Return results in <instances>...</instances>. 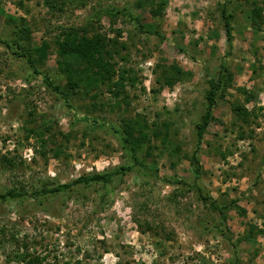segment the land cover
<instances>
[{
	"label": "rangeland",
	"instance_id": "1",
	"mask_svg": "<svg viewBox=\"0 0 264 264\" xmlns=\"http://www.w3.org/2000/svg\"><path fill=\"white\" fill-rule=\"evenodd\" d=\"M163 1L161 13L152 15ZM218 3L68 0L62 11L52 12L44 0H0V38L31 46L49 41L50 53L40 68L61 82L55 39L64 27L93 24V30L116 39V68L128 71L120 97L103 85L75 95L74 105L100 121L144 120L150 137L153 131H165L162 122L169 124L170 142L147 141L143 162L160 177L197 181L220 205L238 199L223 225L195 188L167 184L137 168L107 186L11 201L1 208L3 223L27 237L39 257L20 264H264V0L229 3L235 16L232 48ZM115 8L125 14L107 11ZM21 18L30 28L27 39L19 32ZM222 64L232 81L218 93L199 153L203 174L196 179L189 157L197 141L196 124L209 80ZM176 69L182 72L176 74ZM175 74L173 84L165 82ZM239 105L247 109L246 119L236 113ZM73 121L26 60L0 43V161L7 157L15 164L0 162V191L17 179L69 182L132 163L114 131ZM56 146L61 147L58 155ZM11 249L9 243L0 247V264H18L7 262Z\"/></svg>",
	"mask_w": 264,
	"mask_h": 264
},
{
	"label": "trees",
	"instance_id": "2",
	"mask_svg": "<svg viewBox=\"0 0 264 264\" xmlns=\"http://www.w3.org/2000/svg\"><path fill=\"white\" fill-rule=\"evenodd\" d=\"M68 1V0H67ZM66 0H44V4L52 12L62 11ZM232 0H219L218 8L220 9L222 18L224 20V26L226 31L227 44L230 48L234 45V27L235 16L229 7V3ZM165 2L163 1L157 9H152L151 14L157 16V12L164 8ZM110 14H125V11L120 8L107 10ZM3 12V9H1ZM161 13V12H160ZM252 13H257V9H254ZM159 14V13H158ZM12 18V17H9ZM138 23H141L139 16H132ZM14 20V18H12ZM25 19L21 18L22 26L19 29L22 37L27 39L29 37L30 28L23 23ZM143 28L145 26L142 24ZM93 24L81 25V26H68L58 34L55 39L57 44V63L60 74L65 79V83L61 82L60 78H55L50 72H45L40 67L45 65L48 59L51 43L49 41H43L39 46L21 45L20 41H14L10 39L0 38V43L5 44L13 53L18 57L23 58L29 64L31 72L34 76L39 77L42 83L54 92L69 109L73 116V124L80 122L91 124L101 129H111L119 138L120 144L124 151L132 158L131 164H123L114 167L112 170L95 171L92 173L82 174L69 182H54L42 180L38 183H28L23 179H17V183H14L12 187H6L0 191V247H4L7 243L10 244L12 249L7 253V262L31 263V259L35 257L32 250V244L27 240V237H20L15 228L12 230L6 229V224L3 223L5 213L2 211L4 204L11 201L25 202L31 199H45L56 197L59 194L71 192L72 190L80 186H91L94 184H102L107 186L111 183L115 177L124 175L127 172L134 169L143 170L144 174H151L152 176L164 179L167 184L174 182L182 183L188 186L189 189L195 188L198 193V198L203 202H210L212 208L220 215L221 224L227 221V211L232 207L237 206L238 199L232 200L230 203L220 205L213 197L206 195L202 191V187L197 181L189 182L185 178H179L174 181L173 179L162 176L160 177L157 169L149 167L143 162L141 153L144 152V147L147 141L154 139H160L162 144L170 142V125L162 122L164 130L153 131L152 136L146 131L148 125L144 120L134 118V120H126L122 118L121 123H113L110 121H100L99 118L81 113L74 105V96L83 92L89 94L94 89H100L103 85H109L110 93L115 98L120 97L119 93L125 82L127 81V70L121 69L119 72L116 68L115 56L119 54L116 39H108L106 35L96 29H92ZM222 68L217 76L210 78V87L206 91V103L205 109L201 116V119L196 124L197 141L195 143V149L190 157L192 166L194 167L195 178L198 179L203 174V166L200 158V151L204 134L209 126L213 117L214 109L217 105L218 93L223 87L231 84L232 75L225 64L221 65ZM176 74H180L181 69H176ZM118 74V79L116 75ZM176 74L166 79V83L173 84L176 79ZM131 83H134V78L130 77ZM97 97V94L95 95ZM120 104V101L118 102ZM236 113L240 117L246 119L247 109L244 106H238L235 108ZM41 143L45 146L47 140L43 132L38 133ZM153 140V139H152ZM60 146H56L53 150L56 155L59 154ZM8 161V163H7ZM4 164L10 165L12 168L15 164L12 160L3 157L0 161ZM224 225V224H223ZM221 226V225H220ZM224 232V228L220 227ZM38 260V256H36ZM230 264V263H228ZM234 264H237L236 262Z\"/></svg>",
	"mask_w": 264,
	"mask_h": 264
}]
</instances>
